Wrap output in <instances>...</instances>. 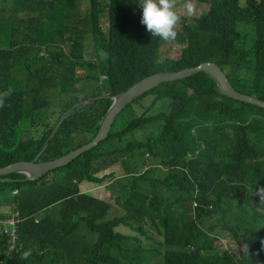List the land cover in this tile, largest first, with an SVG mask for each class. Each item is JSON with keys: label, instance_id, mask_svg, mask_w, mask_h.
Returning <instances> with one entry per match:
<instances>
[{"label": "trees", "instance_id": "trees-1", "mask_svg": "<svg viewBox=\"0 0 264 264\" xmlns=\"http://www.w3.org/2000/svg\"><path fill=\"white\" fill-rule=\"evenodd\" d=\"M52 1L50 8L41 6L40 0L0 4V167L33 159L59 119H48L51 109L61 114L77 101L73 97L64 103L47 101L45 96L52 89L69 91L71 79L61 70L74 68L72 59L83 58L88 19L112 93L151 73L210 60L225 70L237 89L264 99V0H198L209 3L210 9L179 24L182 34L173 41L180 45L181 56L161 62V39L145 25L107 40L98 32L95 2L85 14L80 0ZM122 1L133 9L139 3ZM239 22L252 24L254 32L243 35ZM95 78L85 74L77 90ZM219 97L205 72L165 82L129 104L119 117L121 125L114 123L108 137L73 162L37 180H0V201L13 203L25 218L23 247L8 257L0 243V264H60L62 254L71 259L65 264H147L151 256H158L148 247L156 240L150 228L157 223L164 235L158 264H264V215L245 197L243 188L246 180L256 183L255 174L264 170V160L246 163L235 150L236 143H248L239 136L264 118L224 104ZM110 103L111 99H101L77 108L42 159L89 142ZM140 104L143 114L137 111ZM148 124L158 127L132 147L120 137ZM27 127L32 135L22 139L21 131ZM252 152L250 147L242 151L245 156ZM135 154L137 158L130 160ZM149 159L168 168L160 180L162 194L136 183L123 195L109 185L113 206L79 188L83 181H105L111 173H102L114 164L128 165V172L136 173ZM37 216H43L38 223ZM221 235L227 237L222 252L217 244Z\"/></svg>", "mask_w": 264, "mask_h": 264}, {"label": "clouds", "instance_id": "clouds-1", "mask_svg": "<svg viewBox=\"0 0 264 264\" xmlns=\"http://www.w3.org/2000/svg\"><path fill=\"white\" fill-rule=\"evenodd\" d=\"M48 1L49 2L45 3L42 0H40V2L43 3V4L40 3V5L43 7H48V8L52 7L53 1L52 0H48ZM173 1L175 2V11L173 10L174 6L172 3V0H138V2H139L138 6H137V8H134V9L127 6L122 0H94V1L88 0V6H90L91 3H93V2H95L97 4V6L99 8L98 20H97L98 32H99L100 36H102L103 38H105L107 40H115L120 34L126 33V32L130 31L131 29H133L137 26H139L142 29V27L145 25L146 31H148L152 36H158L161 39V42L158 43V46H159L158 62H161L167 58H171V59L175 58L176 59V58H179L181 56V54H180L178 57L177 56L175 57L170 53L171 45H175V42L173 41V39L177 40L179 35L182 34L181 28L179 27V24H182L184 19L198 18L203 14V13H201L198 16L185 17L184 15L181 14V12H179V9L182 8L183 3L187 0H173ZM176 1H181V4L179 6H177ZM196 1H198V0H196ZM13 2H15V0H0V4L5 3L7 6L12 5ZM79 3L84 8L88 7V6H85L81 1H79ZM204 3H206V2H204ZM187 8H188V11L190 12L192 10L191 4H188ZM80 9L83 13L87 14L86 10L82 9L81 7H80ZM209 9H210V4H209L208 10ZM208 10H206V11H208ZM104 19H106L105 25H103ZM251 25L252 24L243 23V22L238 23L239 28L242 30V34L245 36H248L249 32H254V27ZM176 26H178V27H176ZM244 30H247L248 32H245ZM177 34H178V36H176ZM168 46H170V47H168ZM179 47H180V45H179ZM82 49H83V58L72 59V61L74 63V68H73V66L69 65V66H65L61 70L63 76L69 75V77H70L69 79H71L72 83L68 86L69 91L61 92L59 89H52L45 96V99L47 101H54L56 99H62V102L64 103L67 100H69L68 98H70V97H73L77 101L69 109L65 110L61 114L57 111H53V109H51V111H52L51 114L49 112V118L48 119L53 120V119H56L58 117H59V119L56 122V124H55L54 128L52 129V131L50 132V134L48 136L44 137L42 145H41V147L38 150V153L36 155V156H39L38 162L53 161L56 159H61L65 156H67L71 151L82 146L81 145L79 147H75V148H71V149L67 148L65 152H63L59 155L52 156L51 158H48V159H42V157L47 152V150L49 149L52 142L56 139V135L59 132L64 121L66 119H68L71 115H73L77 108H82V107H86V106L95 104L101 99H111V103H110L108 109H106V111H105V115H104V118L102 120V122H103L106 114L119 101V96L126 93L127 91L131 90L132 88H134L137 85H145L146 79L153 77V76H157L158 74L173 73V72L179 73L180 71L184 70L185 68H193V67L200 66L203 62L216 63L219 66V68L222 70V72L225 74V76L227 77V80H228L229 84L231 85V87L233 89H235L236 91H238L239 93H241L242 97H243V98H239L238 96L224 93V91H222L218 81L216 80V78L211 73H209L205 70L197 72V73H201V72L207 73L210 76V78L214 81L216 88H217V91L220 94V97L218 98L220 101H222L224 104H229L233 107L246 108L249 111V113L254 114L258 118H260V119L264 118V105L253 101V100H256L258 102L264 103V99L258 95H255L254 93H249V92L241 91V90L237 89L234 86V84L231 82V80L229 79L225 70L215 61L207 60V61H203L200 64L193 66V67H184V68H180V69L157 71V72L151 73V74L141 78L139 81L135 82L133 85H131L129 88H127L123 91H120L118 93H112V85L108 83V79H109L108 71L103 67V64H102V62L98 56L99 51H98V48H97L95 40H94V34H93L92 27L89 23V19L86 22V29H85L84 40L82 42ZM180 49H181V47H180ZM67 50H68V47H67ZM90 55H92V56H90ZM89 72L93 75H96V78L94 80H92L90 83H88L85 88H80L79 90H77V88H76L77 83H79L83 79L84 75L89 73ZM197 73H194V74H197ZM194 74H191V75H188V76H185L182 78H178V79L159 82L156 85H153L151 88L143 90L141 93L132 97L131 100L126 104V106L123 107L116 114L110 131L112 130L114 123H116L117 126L121 125V119H119V117L121 118V115H122V113L125 112L124 110L126 109V107L129 104L133 103L136 99L143 96L146 92H148V91H150L156 87H159L161 84H163L165 82H172V81L185 79V78L190 77ZM82 92L85 93L84 96L81 95ZM157 104L155 105L154 108H156L158 106ZM136 107H137V111L140 114L144 113V108H143L144 105L143 104L136 105ZM26 115H27V113H25V117H26ZM102 122H101V125H102ZM131 123H132V120L129 122L128 125H130ZM101 125H100V127H101ZM100 127H99V129H100ZM157 127H158L157 125L148 124L144 128H136L134 130H129L120 137L125 139L127 146L132 147L133 145H136L138 143L139 139H141L145 134L155 131V129H157ZM99 129H98V131H99ZM31 130L32 129L29 127L23 129L21 131L22 139L30 138L32 135ZM98 131H97V133H98ZM110 131H109V133H110ZM97 133H96V135H97ZM109 133L107 134L106 137H108ZM41 136H43V135L41 134L37 137H41ZM106 137H104L103 139H105ZM239 138L241 140L246 138L248 140V143H247V145H244L243 142L236 143L235 150H236L238 156L239 157L243 156L246 163L250 162L252 159H253L252 164L254 162H257V161L259 163H261V161L264 160V122L263 121L255 122L253 125H251L249 127L248 130H245L239 136ZM89 142H87V143H89ZM87 143H85V144H87ZM85 144H83V145H85ZM96 146H94V147H96ZM246 147H250L253 149L252 154L249 156H245L242 153V151ZM145 155L148 158H150V155L148 152H146ZM137 156H138L137 154L130 155L129 159L132 160L134 157L137 158ZM78 157H76V158H78ZM33 159H31V160H33ZM31 160H25V161H31ZM19 161H22V160H19ZM73 161H70L67 164H69ZM147 161H148V163L145 166H143L140 171H138L136 173L128 172V170H127L128 165L124 167L120 163H117V164H114L113 166L120 164L122 167H124V169L126 170L127 176H130L131 184L135 185L137 183V185L139 187H141V189H143L145 186H148V191L162 194L164 192V188H163V185L160 183V180L165 177L166 172L168 171V168L165 165H163V163L161 161H158L155 159H149ZM67 164H65V165H67ZM7 165H9V164H7ZM7 165H5V166H7ZM65 165L58 166L56 168L50 169L49 171L55 170L59 167L65 166ZM113 166H111V167H113ZM1 167H3V166H1ZM156 170H162L163 174L162 175L159 174L156 178H151L150 175L153 172H156ZM48 172H46V173H48ZM145 172H147L146 176L144 178L139 179V177H141ZM14 173H20V174H23L25 176L22 178H10V177H8V175L12 174V173H10V174H6V175H2L0 180L1 181H13V182L18 181V180H24V181L37 180V179H28L29 175L27 173H23V172H14ZM46 173H44V174H46ZM255 175H256V179H257L255 184H252L247 180L243 183V188L245 189V197H249L251 200V203L255 207H258L259 210H261L262 214L264 215V170L257 172ZM42 176H40V177H42ZM159 176L160 177L162 176V178H159ZM260 179L262 181H260ZM118 180H122V183L124 182L123 179H119V178H117L116 180H113V181H118ZM113 181H111L109 183V185ZM83 182H85V181H83ZM83 182L80 183V185L83 184ZM87 182H89V181H87ZM91 183H95V182H91ZM152 183H155V185H153ZM118 184H120V183L118 182ZM142 184H145V186L142 187ZM146 184H148V185H146ZM79 188H80V186H79ZM82 193H85V192H82ZM110 193H111V191H110ZM85 194L90 195V193H85ZM90 196H92V195H90ZM128 196H129V194H128ZM197 205H198V202L195 201L194 206H197ZM42 218H43V216H37L36 222L38 223ZM24 221H25V218L22 216L21 211L19 210L18 207H16L13 203H7V202L0 201V243L5 245V247H6L5 252H6V256H8V257H12L15 252H19V250L23 247V244L21 241V227H22V224L24 223ZM154 227L160 233L161 238L157 239L155 237L154 233L151 232L152 236L156 240L153 243L151 242L150 245H148V247L154 249L158 256L157 257L151 256V259H150L149 263H147V264H158V262L160 261V255H159L158 251H160L162 249V241L164 240V235L160 231V223L155 224ZM82 232H84V230H82ZM42 237L44 238V235H42ZM226 238L227 237L225 235H221V237H220L221 243L223 241L224 242L226 241V247L220 248L219 249L220 252L225 251V249L227 248V239ZM49 244L53 245V243H49ZM218 247H220V246H218ZM25 253L31 254V251L26 250ZM40 253H42V250L40 251ZM60 260H61L60 264H65L66 262H71L70 261L71 259L67 254H62L60 256ZM138 262H140V261H138ZM42 264H46V263L42 262ZM141 264H144V263H142V261H141Z\"/></svg>", "mask_w": 264, "mask_h": 264}, {"label": "water", "instance_id": "water-1", "mask_svg": "<svg viewBox=\"0 0 264 264\" xmlns=\"http://www.w3.org/2000/svg\"><path fill=\"white\" fill-rule=\"evenodd\" d=\"M205 70L211 73L216 80L218 81L222 91L227 94H232L238 96L239 98H243L242 94L236 91L231 87L229 84L227 77L219 68L216 63L212 62H203L200 66L193 67V68H185L184 70L180 71L179 73H164L158 74L157 76L150 77L145 80V85H137L131 90L127 91L126 93L119 96V101L112 107V109L106 114L104 121L97 133V135L87 144L82 145L81 147L71 151L67 156L56 159L53 161H42L38 162L39 156H36L31 161H17L11 163L7 166L0 167V178L2 175L14 173V172H23L27 173L28 179H38L44 173L48 172L50 169L56 168L61 165H65L70 161H73L76 157L80 156L85 151L91 150L94 146H96L104 137L107 136L109 133L114 118L116 114L126 106V104L131 100L132 97L141 93L143 90L151 88L153 85H156L159 82L169 81L173 79L182 78L199 71ZM259 104L264 105L262 102H258L253 100Z\"/></svg>", "mask_w": 264, "mask_h": 264}, {"label": "rangeland", "instance_id": "rangeland-1", "mask_svg": "<svg viewBox=\"0 0 264 264\" xmlns=\"http://www.w3.org/2000/svg\"><path fill=\"white\" fill-rule=\"evenodd\" d=\"M43 2H49L48 0H42ZM85 6H88V0H80ZM181 4V1H176V5L179 6ZM191 4V8L192 10L189 12L187 5ZM84 10H86V8L82 7ZM209 8V4L208 3H204L201 1H196V0H187L183 3V6L181 9H179V12H181L182 15H184L185 17H192V16H198L201 13H204L206 10H208ZM106 23V19L103 20V25H105ZM252 26V25H251ZM178 27V26H176ZM178 36V34L176 35ZM90 45V44H89ZM91 46V45H90ZM170 47V46H168ZM170 53L173 56H179L181 54V49L179 47V44L175 43V45H171V50ZM92 56V55H90ZM82 96L85 95L84 92L81 93ZM111 173V176L106 178L105 181L103 183H91V182H83V184L80 185V189L82 192L85 193H90V195H92V197H96L99 198L101 200L104 201H108L110 202L113 206H115V202L114 199L112 198V192L110 193L109 189H108V185L111 181L116 180L117 178L119 179H123V183L122 184H118V181H113L110 185L111 188L116 186V189L119 190L121 192V194L126 195L129 192V189L132 187V184L130 182V176H127L126 170L124 169V167H122L120 164L115 165L111 168H108L104 173ZM162 175L163 171L162 170H156V172H153L150 177L151 178H156L158 175ZM159 178H162V176ZM145 184H142V187H144ZM115 189V191H116ZM114 213H112L110 215L111 218H113ZM151 232L154 233L155 237L157 239L161 238L160 233L157 231V229L155 227L150 228ZM217 244L220 246V248H225L226 247V241L222 242L219 241L217 242Z\"/></svg>", "mask_w": 264, "mask_h": 264}]
</instances>
